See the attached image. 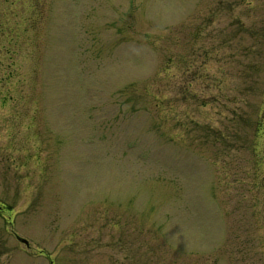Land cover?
<instances>
[{"label": "rangeland", "instance_id": "rangeland-1", "mask_svg": "<svg viewBox=\"0 0 264 264\" xmlns=\"http://www.w3.org/2000/svg\"><path fill=\"white\" fill-rule=\"evenodd\" d=\"M0 206V264H264V0H0Z\"/></svg>", "mask_w": 264, "mask_h": 264}, {"label": "water", "instance_id": "water-1", "mask_svg": "<svg viewBox=\"0 0 264 264\" xmlns=\"http://www.w3.org/2000/svg\"><path fill=\"white\" fill-rule=\"evenodd\" d=\"M19 241L27 246V242L26 241H24V240H19Z\"/></svg>", "mask_w": 264, "mask_h": 264}, {"label": "trees", "instance_id": "trees-1", "mask_svg": "<svg viewBox=\"0 0 264 264\" xmlns=\"http://www.w3.org/2000/svg\"><path fill=\"white\" fill-rule=\"evenodd\" d=\"M259 126H260V124L257 123V127H256V129H257Z\"/></svg>", "mask_w": 264, "mask_h": 264}]
</instances>
